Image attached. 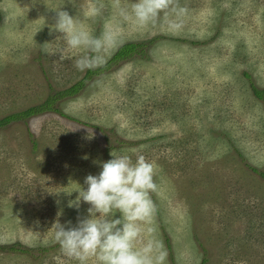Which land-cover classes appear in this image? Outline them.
<instances>
[{
    "label": "rangeland",
    "instance_id": "obj_1",
    "mask_svg": "<svg viewBox=\"0 0 264 264\" xmlns=\"http://www.w3.org/2000/svg\"><path fill=\"white\" fill-rule=\"evenodd\" d=\"M163 3L134 26L119 13L129 0H0V119L73 87L121 45L145 42L51 109L0 127V264H77L51 225L87 215L86 202L68 201L120 150L155 165L160 264H264V93L252 88L264 90V0ZM89 6L99 9L85 21L92 34L107 21L116 35L102 62L78 69L82 51L61 53L49 28L53 9Z\"/></svg>",
    "mask_w": 264,
    "mask_h": 264
},
{
    "label": "clouds",
    "instance_id": "obj_2",
    "mask_svg": "<svg viewBox=\"0 0 264 264\" xmlns=\"http://www.w3.org/2000/svg\"><path fill=\"white\" fill-rule=\"evenodd\" d=\"M163 7V0H129L128 8H120L119 13L132 25L143 26L153 21ZM53 10L55 23L49 30L60 33L52 41L63 45L60 52L82 51L73 61L78 69L102 62V53L114 42L116 30L106 21L99 35L92 34L85 21L99 9L89 6L75 15L62 7ZM168 24L179 26L173 21ZM110 156L99 162L97 174L84 177L86 187L78 184L76 197L68 201L70 207L77 208L81 201L86 202L87 215L78 217L75 225L71 221L55 220L51 225L54 239L62 253L77 264H160L163 256L158 251L160 241L150 226L154 210L150 191L157 188L155 165L143 154L133 159L120 150L116 154L111 151Z\"/></svg>",
    "mask_w": 264,
    "mask_h": 264
},
{
    "label": "trees",
    "instance_id": "obj_3",
    "mask_svg": "<svg viewBox=\"0 0 264 264\" xmlns=\"http://www.w3.org/2000/svg\"><path fill=\"white\" fill-rule=\"evenodd\" d=\"M144 46H145V42H129V43H125V44L121 45L118 48L117 52L114 54L113 58L106 65L98 68L97 70L89 69L88 72L86 73V75L84 76V78L80 82H78L73 87H71L65 91H62L61 93H58L56 96L50 97V99L48 101H46L45 104H42L41 106H38V107H32L23 113L8 115V116L0 119V127L8 125L9 123H11L14 120H17L23 116L34 115L36 113L44 111L47 108L51 109L52 106L50 103L52 101H55L58 97H66V96H71V95L76 94L83 87L86 79H88L89 77H91L95 73L97 74L98 72H101L105 69H109L113 64H116L117 62H119L121 60H127L134 53H138V54L143 53L144 52ZM252 88H253V91L255 92V94L261 98L263 93H264V90L261 91L254 86ZM260 174L264 177V173H260ZM3 248L4 249L9 248L11 250H17L18 249L15 245L7 246V247H1V249H3ZM25 251H27V250L22 249V252H25Z\"/></svg>",
    "mask_w": 264,
    "mask_h": 264
}]
</instances>
